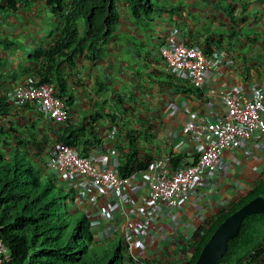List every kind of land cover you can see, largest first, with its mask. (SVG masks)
Returning <instances> with one entry per match:
<instances>
[{
    "label": "crops",
    "instance_id": "0c3cea01",
    "mask_svg": "<svg viewBox=\"0 0 264 264\" xmlns=\"http://www.w3.org/2000/svg\"><path fill=\"white\" fill-rule=\"evenodd\" d=\"M3 5L1 0L0 87H12L20 80H12V71L25 79L29 74L30 78L54 84L70 100L66 122L53 124L32 114L21 116L33 122L34 131L43 132V136L48 132L51 137L72 132L80 154L94 149L113 163L119 159L122 162L128 150L125 128L129 127L134 135L141 134L135 144L138 159L152 154L155 160H170L171 154L182 156L177 165L189 163L186 151L193 141L181 131L185 121L199 120L197 108L214 111L219 106L220 93L241 83L259 81L264 85V62L258 56L257 60L250 56L264 54L245 51L251 42L264 46V0H161L160 13H152V24L145 23L148 31L129 12L126 2L118 0L114 30L94 60L86 54V40L73 52H62L64 47L58 46L51 50L59 44L60 23L43 3L24 0L16 10ZM234 17L240 20L238 28H226ZM77 22L79 36L83 37L85 24L82 20ZM171 33L182 36L187 43L201 45L208 53L222 47L232 57V63L226 64L223 75L207 76L204 86L197 90L187 87L185 80L169 84L163 76L155 78L157 72H169L159 48ZM247 43L250 44L245 48L240 46ZM113 125L119 129L115 142L107 136ZM146 125L151 129L145 133ZM98 135L100 142H96ZM256 143L250 139L240 149L224 153L223 159L231 160L232 166L219 178L214 198L191 197L153 226L141 247L153 264L186 262L197 243L193 221L203 226L217 221L221 208L232 207L264 182V139ZM245 149L252 154L245 155ZM140 190L136 196L141 203L147 193L144 188ZM110 203L114 204L111 199Z\"/></svg>",
    "mask_w": 264,
    "mask_h": 264
},
{
    "label": "trees",
    "instance_id": "16d2710c",
    "mask_svg": "<svg viewBox=\"0 0 264 264\" xmlns=\"http://www.w3.org/2000/svg\"><path fill=\"white\" fill-rule=\"evenodd\" d=\"M23 1L3 0V7L16 10ZM124 1L129 12L139 18V24L147 30V26L153 23L152 13L157 5L153 4L152 0ZM33 2L43 3L46 8L49 7L51 11L60 15L63 9H68L59 44L52 46L51 50L64 47L62 52L67 49L73 52L81 41L86 40L89 57L93 60L99 56L103 48L98 46V41H104L111 35L118 19L116 8L118 0H33ZM142 15L146 18L143 19ZM79 20L84 22L86 28L83 37L74 29V26L77 28L76 21ZM246 45L240 46L245 48ZM250 45L256 46L254 42ZM260 48L264 54V46ZM262 58L264 61L263 56ZM10 76L15 77V74ZM161 76L169 84L184 81L170 71L165 75L161 72L154 75L155 78ZM25 77L27 80L30 75ZM184 83L193 90L198 89L188 81ZM8 108L1 107L0 98V238L11 256V260L6 264H122L128 258V253L120 236L111 238L107 241L108 244L96 241L86 214L76 207L75 211L70 210L72 201L70 203L68 197L71 196L72 189L57 187V183L52 182L42 168L44 158L41 155L50 152L48 149L45 151L49 142L50 146L53 143L72 146L77 144L75 134L63 132L56 137L47 136L39 140L38 131H34V127L30 125L29 131L23 133V138L18 141L24 142V147L11 145L13 139H19L17 135L19 131L14 129L15 126L10 119L3 124L5 117L1 116H10ZM148 127L147 125L144 127L145 133L151 129ZM125 129L128 150L125 151L118 169L122 176L146 169L154 159L152 154L146 155L144 159H138L135 144L141 134L138 132L134 135L129 127ZM96 141H101L99 135ZM27 146L29 148L33 146L35 152L31 153ZM169 156L172 166H175L182 157L171 154ZM259 195L264 197V182L236 202L228 212L220 216V219L203 228L194 253L184 264L194 263L203 244L226 216ZM263 223L264 214L247 216L237 235L228 241L226 252L216 264H264V238L262 242L258 241L256 235V226ZM146 264L149 263L146 261Z\"/></svg>",
    "mask_w": 264,
    "mask_h": 264
},
{
    "label": "built area",
    "instance_id": "2783aa9c",
    "mask_svg": "<svg viewBox=\"0 0 264 264\" xmlns=\"http://www.w3.org/2000/svg\"><path fill=\"white\" fill-rule=\"evenodd\" d=\"M159 50L169 71L197 88L204 86L207 76L223 75V68L233 60L222 47L208 53L200 45L187 43L182 36L174 33L165 37ZM28 84L20 88L19 95L23 102H28L35 111L56 121L67 117V107L55 95L50 84L38 81ZM220 100L221 106L214 111L211 108H197L198 121L183 123L181 132L193 141L186 151L189 163L172 166L169 160L153 162V173L145 176L152 202L139 208V217L133 219L129 214L131 209L121 208L116 212L119 217L125 218L135 239L140 240L141 232L157 221L162 211L181 207L191 197L211 199L216 174L223 166L231 165L230 161L223 160L224 153L238 148L240 142L255 137L256 133H264L263 86L255 81L241 83L220 93ZM46 164L74 186L79 199L90 201L96 207H105L101 215H111V207L102 204L97 193L111 195L121 201V190L126 187L128 196H123V200L131 203L129 196L138 191L131 178L119 175L115 165L94 155L81 156L73 147L63 143L50 150ZM158 203H161L162 209ZM107 229H110L109 226ZM10 260V253L0 238V264Z\"/></svg>",
    "mask_w": 264,
    "mask_h": 264
},
{
    "label": "clouds",
    "instance_id": "9594fccd",
    "mask_svg": "<svg viewBox=\"0 0 264 264\" xmlns=\"http://www.w3.org/2000/svg\"><path fill=\"white\" fill-rule=\"evenodd\" d=\"M0 2H1V0H0ZM4 8H9V7L5 6ZM47 8L53 14L52 16H55V18H57V20L59 21L60 24L57 25V30L61 33L64 30L65 18L67 16V10L68 9H66V8L63 9L62 14L60 15V14L55 13L54 11H51L49 7H47ZM239 21H240L239 19H237V18L234 17L233 18V21L231 22V24L228 25V26H226V28L235 27L237 29L238 26H239ZM78 23L79 22L76 21L77 28L74 26V29L75 30L77 29V31H76L77 33H79V31L81 30L78 27ZM49 27L51 29L53 27V25L51 24ZM84 29L86 31V28L85 27H84ZM227 35H230V33H227ZM105 41H106V39L104 41H98V46H103ZM254 43L256 44V42H254ZM248 44H250V43H247V45ZM257 48L259 50H257ZM247 49H248V52L256 51V52H262L263 53V51L261 50L260 46H258L257 44H256V46H251L250 45V47L249 48L247 47ZM247 49L245 51H247ZM159 53H160V50H159ZM86 54L89 56V47H88V50H87ZM250 56L255 57L256 60L258 59V57H260L261 60L263 61L262 55H250ZM256 56H258V57H256ZM91 60H93V59H91ZM15 70H17V69L15 68ZM15 73H16V71H12L10 75L15 74ZM18 79H20V80L17 81L12 87H9V88L0 87L1 107H3V108H8L9 107L8 108L9 109V114L8 115H10V116H1V117H5L3 124H5L10 119L13 122V125L17 128L16 129L13 126L14 129L17 130V131H19V133L17 134L19 136V139H16V138L13 139V141H11L12 142L11 145H16L17 144V145H20V146H23L24 147V144L25 143L24 142H18V141H20L21 138H23V133L26 134L29 131V126L30 125L27 126L26 124L19 123V121L22 118V116H21L22 114H26V115L32 114L33 116H36L38 118H42V120H45L47 123H53V124L64 123V122H66V120L68 119V116H69V112H70L69 105H70V103H69V99L66 96L61 95L59 93L58 88L55 87V85L52 84V83H50V82L42 81L39 78H30V77L26 80L25 78H21L19 75L15 74V80L14 81H16ZM37 81L38 82H41V83H48V84H50L52 86V88H53V92H55V95L57 97H59L64 102L65 106L67 107V111H68L67 117L64 120H62V121H56V120L50 118L49 116H45L44 114L42 115L41 113L35 111L33 109V107L30 104H28V102H23L21 100V96L19 95V93L21 92L20 88L22 86L29 85L28 83H30V82H37ZM257 83H259L261 85V83L259 81ZM261 86L264 87V85H261ZM12 93H14L13 96H11ZM220 104H221V100H220V95H219V106L218 107L221 106ZM125 113H126V111H125ZM23 119L24 120H29L28 118H23ZM118 130L119 129H117V126L116 125H113L112 128H110L109 131L107 132V136L112 140V142H115L117 140V137L119 136ZM41 133H43V132H41ZM111 134L112 135L114 134V136L111 137ZM38 135H39V132H38ZM47 136L51 137L49 135V132L46 134V136L45 135L42 136V138L43 137H47ZM263 136H264V133L263 132L260 133V134H258V135L256 133L255 134V137H252V138H249V139H246V140L240 142V145H239V147L237 149H240L241 147H243L245 145L246 141H248L250 139L254 140L255 143L257 142L256 143V145H257L259 143V141H261V140L264 139ZM96 142H100V141H96ZM56 145H57V143H53L50 146V142H49V144L46 147V150L45 151H47V149L50 151ZM76 146H77V144H73L71 147H73L77 151V147ZM102 147H103V144H102ZM27 148H28L29 151H31V153L35 152V151H32L33 146H30V148L27 146ZM228 151H230V150H228ZM42 152H44V149H43ZM108 152H109V150L106 152L105 155H108ZM77 153L79 155H81V156H84V157H90V156H93L94 155V157L99 158V160H104L107 163L113 164V165H115L117 167V171L119 173V170L118 169H119V164L121 163V160L120 159H119V162L117 164L116 163H113L110 160V158H108V157L107 158H104V157L99 156V153L97 154V150H94V149H90V153L85 154V155L80 154L78 151H77ZM7 154L9 155V152H7ZM29 154H30V152H29ZM48 154H49V152L48 153L44 152V154L41 155L43 158H45L44 161H43V163H42V168L45 170V172L46 171H51L52 172V176L50 177V179L52 180V182H54V183H61V187H63L65 190H68L69 188L72 189L71 196L68 197V200L70 201V203L72 201V204H74V206H71L72 205L71 204L69 206L70 207V210L71 211L72 210L75 211V208L74 207H76L77 209H79L80 211H82V212H84L86 214V216L89 218V221H90L89 222L90 230L93 233L95 240L96 241H104V243L107 244V241L108 240H111V238L115 237L116 235H119L120 236L119 238L121 239V242L125 246V249H126V251L128 253V258L126 260H124V262H122V264H146V261L149 264H153L149 260L148 254H147L146 250L141 248V247H143L142 246L143 245V240H144L145 237H148L149 235H151L153 226H156L159 223V219L164 214L168 213L169 211L168 212H163L162 211L161 212V215L158 217V220L155 221L152 225L150 224L151 226L148 225V228H145V230L141 232L142 234L139 235L140 240L135 239V237L133 235V232H132L131 228L129 227V224L127 223V221L125 220V218L119 217L116 214V212L119 209H121V208L122 209H127V210L131 209V211H130L129 214L131 215V217L133 219H135L136 217H139V208L142 207V205L149 204V203L151 204L152 200H151V197L149 195V191H148L147 186H146V182H145V179L146 178H145V176L148 175V174L153 173L152 164H153L154 161H156L155 158L151 161L150 165L146 169H144L142 171H139V172L137 171V172L131 173L129 175H124V176L120 175V173H119V175L122 176V177L131 178V181H133V183L138 188L137 193L132 194V195L129 196L132 199V202L131 203H128V202H126V201L123 200V199H125L123 196H125V195L128 196L127 195L126 187L122 188V190H121L122 191V195H123V196L121 195L122 198H123L121 201L120 200H116L117 198L112 197L111 195L110 196H107L109 198V200H107V199H103L102 198L103 197L102 195H104V194H102V193L100 195L99 194H96V196L99 198V200L103 202V203L102 202H100V203H102L104 205H108V206L111 207V215H107V214L101 215V213L104 212L103 211V208H105V207H96L95 204L92 203V202H90V201H82L81 199H79L77 197L76 193H75L74 186L70 182H66L62 178V174L60 172H58L57 170L50 169L48 167V164H46V160H47V155ZM244 154L245 155H251L252 152L249 149H245L244 150ZM26 157L29 158V156H26ZM223 158H224V156H223ZM160 161H162V160H160ZM229 161L231 162V165H229V166H223L221 168V170L218 172V174H216V178H215V181L213 183V184H215V187H213L214 190L217 188V185L220 184L219 182H221V181H219V178L221 179V176H222L223 171H225L226 168H229L230 166H232V161L231 160H229ZM170 163H171V161H170ZM149 169H150V172H147ZM142 183H145V184L142 185ZM234 187H239V186H236L235 185ZM141 188H144V190L146 191V193H147V199L146 200H143L140 203L138 201V198H137L136 195L141 191L140 190ZM259 196H261V195H259ZM261 197H263V196H261ZM212 198H214V197H212ZM110 199L113 201L114 204H111L110 203ZM183 205H181V206H183ZM158 207L160 209H162L161 203H158ZM177 208H179V207H177ZM230 208H221L222 209L221 210L222 211V214H225L226 212H228V210H230ZM112 210L114 211L113 214H112ZM154 210H156V209H154ZM249 215H252V214H249ZM249 215H247V216H249ZM216 217L217 216H215L214 219ZM193 223H194L193 224V231H194V234L193 235H195L196 242H197L198 239H199V236L202 234L203 228L206 227V226H203L202 223L196 224L194 221H193ZM182 225H185V224H182ZM241 225H242V223H241ZM108 226H109L110 229H107ZM240 228H241V226H240ZM191 235H192V233H191ZM196 245H197V243H196ZM190 255L188 256L187 261L189 260ZM186 262H184V263H186Z\"/></svg>",
    "mask_w": 264,
    "mask_h": 264
},
{
    "label": "water",
    "instance_id": "95a60500",
    "mask_svg": "<svg viewBox=\"0 0 264 264\" xmlns=\"http://www.w3.org/2000/svg\"><path fill=\"white\" fill-rule=\"evenodd\" d=\"M264 213V198L257 196L226 216L202 246L193 264H216L227 249L228 241L234 238L243 219L249 214Z\"/></svg>",
    "mask_w": 264,
    "mask_h": 264
},
{
    "label": "rangeland",
    "instance_id": "374dc122",
    "mask_svg": "<svg viewBox=\"0 0 264 264\" xmlns=\"http://www.w3.org/2000/svg\"><path fill=\"white\" fill-rule=\"evenodd\" d=\"M152 3L155 4L156 3V8L154 9V12L153 14H159L160 11H161V0H152ZM149 30V29H148ZM147 30V31H148ZM14 93H12L11 96H13ZM37 121V120H36ZM19 123L21 124H26V125H31L33 126L34 123L29 121V120H24L23 118H21V120L19 121ZM42 134L40 133L38 135V139H42ZM32 151H35L34 147L32 148ZM45 159V158H44ZM48 173L47 177H51L52 176V172L51 171H46ZM48 179V178H47ZM61 186V183H57V187H60ZM256 235H257V238H258V241H261L263 238H264V223L263 224H258L256 226ZM108 244V243H107ZM120 264V263H118Z\"/></svg>",
    "mask_w": 264,
    "mask_h": 264
}]
</instances>
